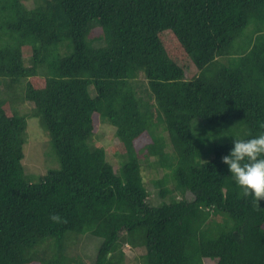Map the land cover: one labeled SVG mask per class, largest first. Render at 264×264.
Instances as JSON below:
<instances>
[{
	"label": "trees",
	"instance_id": "1",
	"mask_svg": "<svg viewBox=\"0 0 264 264\" xmlns=\"http://www.w3.org/2000/svg\"><path fill=\"white\" fill-rule=\"evenodd\" d=\"M1 85L0 264H86L88 234L93 264H264V200L222 162L264 131V0H0ZM33 116L60 163L37 181Z\"/></svg>",
	"mask_w": 264,
	"mask_h": 264
},
{
	"label": "rangeland",
	"instance_id": "2",
	"mask_svg": "<svg viewBox=\"0 0 264 264\" xmlns=\"http://www.w3.org/2000/svg\"><path fill=\"white\" fill-rule=\"evenodd\" d=\"M140 84L142 87V89L140 90H142L143 95H147V92H145L148 86L146 80L142 79V82H140ZM1 87L3 88L2 85L0 86V89ZM11 93L12 95H15L13 91ZM25 108H28V110H26ZM30 108L32 109L33 105H30L29 103L27 106L22 105L20 107L21 111H23L22 114H24L25 110L27 113H29ZM27 132L28 140L25 144V156L22 160L23 171L25 176L31 178V180L37 181L41 175L46 174L50 169L59 168L60 163L54 150L53 144L48 134L46 133L45 127L39 117L33 116L28 118ZM159 133L165 134L162 130V127L160 128ZM165 135L169 143V138L167 134ZM116 142L117 140L115 139V134L112 128H107L103 133V136L99 138V143L107 148L109 159L112 160L115 164L119 165V161L115 154V151L117 150ZM151 159H153V157ZM143 174L145 176V181L147 183L148 189L154 194L156 201H158L159 195L157 189L155 188L153 179L156 180L163 178L165 171L163 169L156 171L155 169L146 167V169L144 168L143 170ZM175 196L177 198H181V194L179 192H177ZM185 196L189 200L193 199V195L189 191L186 192ZM159 200L162 202V199ZM99 243L100 240L98 237L88 234L83 236L81 240L71 248L70 252L73 255L78 254L81 257L82 261L86 264H93V257L97 251ZM123 250L126 254L124 258V264L140 263V260L137 259V256L140 253L139 250L133 249L128 244L124 245ZM205 264H216V262L215 260L207 259V262Z\"/></svg>",
	"mask_w": 264,
	"mask_h": 264
},
{
	"label": "clouds",
	"instance_id": "3",
	"mask_svg": "<svg viewBox=\"0 0 264 264\" xmlns=\"http://www.w3.org/2000/svg\"><path fill=\"white\" fill-rule=\"evenodd\" d=\"M222 162L245 196L251 195L257 203L264 200V131L248 138L234 139ZM51 219L55 221L58 216L53 214Z\"/></svg>",
	"mask_w": 264,
	"mask_h": 264
}]
</instances>
